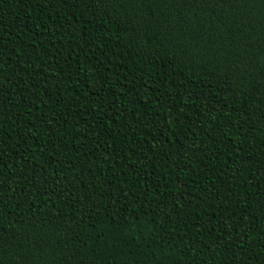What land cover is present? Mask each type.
<instances>
[{"label":"trees","instance_id":"trees-1","mask_svg":"<svg viewBox=\"0 0 264 264\" xmlns=\"http://www.w3.org/2000/svg\"><path fill=\"white\" fill-rule=\"evenodd\" d=\"M0 264H264V0H0Z\"/></svg>","mask_w":264,"mask_h":264}]
</instances>
